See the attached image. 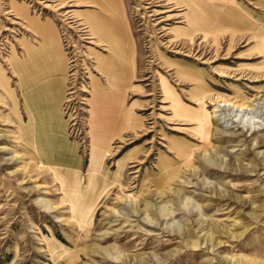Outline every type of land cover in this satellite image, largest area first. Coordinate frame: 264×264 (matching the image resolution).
<instances>
[{"label":"rangeland","instance_id":"obj_1","mask_svg":"<svg viewBox=\"0 0 264 264\" xmlns=\"http://www.w3.org/2000/svg\"><path fill=\"white\" fill-rule=\"evenodd\" d=\"M111 1L0 0V264H264V0Z\"/></svg>","mask_w":264,"mask_h":264},{"label":"crops","instance_id":"obj_2","mask_svg":"<svg viewBox=\"0 0 264 264\" xmlns=\"http://www.w3.org/2000/svg\"><path fill=\"white\" fill-rule=\"evenodd\" d=\"M112 1L109 2L110 4L108 5V9H111L112 11H115L116 16L119 15V16L122 17V13L118 9L117 4H116L117 1L116 0H112ZM193 1L190 0V2H187L188 4H186L185 6H187L189 9L190 8H195V4H194ZM197 2H199L200 6L209 7V8H216V7H219V6H223L221 4V2L219 3V5H217V4H215V2H213L211 0H197ZM197 2L195 1V3H197ZM194 18L195 17H193L192 20H189L190 25H194V23L192 22L194 20ZM187 23H188V21H187ZM189 23H188V25H189ZM38 26H39L38 28H42L41 25H38ZM108 27H109L110 31L113 30V31H116V34L118 33V28H117V26L115 24H112V23L109 22L108 23ZM115 27H116V29H115ZM43 34H45V33L41 32V35H42V49H43L42 54L46 55L48 60L51 61V64H52V59H53L52 56H55L56 57V58H54L55 62L56 61L58 62V65H57L58 69L57 70H59V72H61L63 70L64 66H63V58H62V55H61V53L59 51V48L55 44V42H54V45L52 44V41H51L52 39L50 40L51 36H49L47 38ZM125 34H126V32H125ZM117 36L119 37V39L121 38V36L119 34H117ZM124 41H125L126 44H128V47H129V49L131 51V52H129L130 55H129V58L127 59V62H128V67L130 66V70H131V73H132L134 71V68H135L134 67L135 66V55H134V51H133L134 49H133V47L131 45L130 40L128 39V35L126 36ZM122 43H123V41H121V44ZM121 44H119V45H121ZM119 45L117 47H119ZM123 47H124V45H122V48ZM43 65H47V61L45 60V58H43ZM106 72H107V74H109L108 71H106ZM40 73L42 74V71ZM31 75L37 76V75H40V74H39V72L35 73L33 71V73ZM31 78H32V76H30V79ZM30 79H29V81H31ZM5 84H6V78H5V76L0 74V86L5 91H7L8 95L11 96L12 93H11V91H10V89L8 87H7L8 89H6V85ZM29 84H31V82H29L27 85L29 86ZM29 96H30V94H29ZM25 98L29 101V98H27V96ZM26 99H25V101H26ZM28 101H27V103H28ZM14 105H15V103H14ZM26 108H27L26 110H27V112L29 114V124H30L31 129H32V130L29 129L30 130L29 131V135L32 133V135L34 137V139L32 140V142H33L32 144L33 145L35 144L36 147H39V146L44 147L46 145H44V142L43 143L41 142L43 140L42 137L44 136V132H43L42 124H41V121H40L41 117H40L39 107L37 105L31 106L28 103L26 105ZM45 112H49V111H45ZM50 117H52V115Z\"/></svg>","mask_w":264,"mask_h":264},{"label":"bare ground","instance_id":"obj_3","mask_svg":"<svg viewBox=\"0 0 264 264\" xmlns=\"http://www.w3.org/2000/svg\"><path fill=\"white\" fill-rule=\"evenodd\" d=\"M193 1V0H192ZM187 4V3H186ZM195 4V3H194ZM191 7V6H190ZM196 8V7H195ZM198 8V7H197ZM196 8V9H197ZM203 8V7H202ZM193 9V8H192ZM198 10V9H197ZM203 11V10H202ZM199 12V11H198ZM204 12V11H203ZM224 8L223 7H219L218 8V11H217V13H216V18H215V21L213 22V23H211L210 25H209V27H210V29H208V27L207 28H204L205 30L203 31V37H204V39L208 36V35H210L211 37H212V40H213V44L215 45V47H218L219 46V35H221V37H222V32H223V30H224V28L225 27H228V28H231L230 29V39L233 41V39L235 38V33H236V31H235V29L232 27V26H236V23H232L231 22V15L229 16L228 14L230 13V11H229V13H227L226 15H224ZM226 12H228V10L226 11ZM200 13V12H199ZM222 13H223V15H222ZM201 14V13H200ZM233 15V14H232ZM241 16V15H240ZM208 17V16H207ZM210 17V16H209ZM207 21V20H206ZM208 22V21H207ZM190 24V23H189ZM194 25H196L195 23H194ZM194 25H189L190 26V28L192 27V29H193V31H196L197 29L194 27ZM197 26V25H196ZM198 27V26H197ZM238 27H240V26H238ZM245 26L243 25L242 27H240V28H244ZM189 28V27H188ZM236 28V27H235ZM187 32V31H186ZM225 32V31H224ZM226 34V33H225ZM228 34V33H227ZM236 41H237V39H236ZM235 42V41H234ZM230 45H232V44H230ZM229 45V46H230ZM217 100V99H216ZM218 102H227L228 103V101L227 100H218L215 104H218ZM230 104H232V103H230ZM233 105V104H232ZM236 107H239V109L240 108H242V106H236ZM218 111V110H217ZM31 143H33V142H31ZM39 148H40V146H39ZM184 152V151H183ZM182 152V150H179L178 151V153H179V155L180 154H182L183 153ZM42 153V152H41ZM188 155H189V153H183V155L181 156V157H184V158H188Z\"/></svg>","mask_w":264,"mask_h":264}]
</instances>
